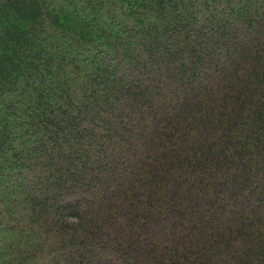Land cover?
<instances>
[{
	"label": "trees",
	"instance_id": "1",
	"mask_svg": "<svg viewBox=\"0 0 264 264\" xmlns=\"http://www.w3.org/2000/svg\"><path fill=\"white\" fill-rule=\"evenodd\" d=\"M0 264H264V0H0Z\"/></svg>",
	"mask_w": 264,
	"mask_h": 264
}]
</instances>
